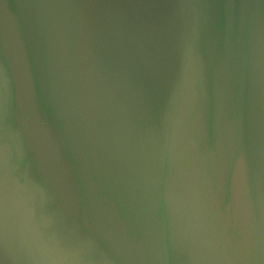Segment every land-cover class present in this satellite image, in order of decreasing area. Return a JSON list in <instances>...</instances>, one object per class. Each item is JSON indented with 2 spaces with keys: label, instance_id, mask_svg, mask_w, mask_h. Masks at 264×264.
<instances>
[{
  "label": "water",
  "instance_id": "obj_1",
  "mask_svg": "<svg viewBox=\"0 0 264 264\" xmlns=\"http://www.w3.org/2000/svg\"><path fill=\"white\" fill-rule=\"evenodd\" d=\"M0 264H264V0H0Z\"/></svg>",
  "mask_w": 264,
  "mask_h": 264
}]
</instances>
